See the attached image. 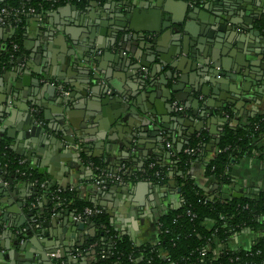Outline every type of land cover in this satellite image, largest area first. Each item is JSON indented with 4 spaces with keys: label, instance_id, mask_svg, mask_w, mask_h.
I'll use <instances>...</instances> for the list:
<instances>
[{
    "label": "crops",
    "instance_id": "obj_1",
    "mask_svg": "<svg viewBox=\"0 0 264 264\" xmlns=\"http://www.w3.org/2000/svg\"><path fill=\"white\" fill-rule=\"evenodd\" d=\"M201 1L203 4L192 7L186 0H124L121 5H95L84 12L75 11L67 3L53 10L27 14L21 62L16 60L0 74V141L48 177L50 183L73 188L80 200L100 206L112 228L137 245L155 244L160 235V217L181 204L176 177L182 174L172 168L173 153L166 144L168 139L176 147L188 142L194 133L184 123H191L190 118L200 124V131L194 132H205L209 141L183 176L191 179L203 196L221 192L225 197H242L264 190V150L261 157L255 153L232 164L227 186L219 188L217 180L205 174V161L216 149L209 142L219 136L223 125L231 122L244 126L264 112V68L254 65L246 76L237 73L233 87L226 77L223 79L227 83L215 84L207 80L205 73L198 74L210 64L208 53L221 67H236L238 59L243 69L253 61L251 55L260 54L256 53L260 40L250 32L247 20L253 19L256 30L254 19L264 12V0H240L243 5H236L237 0ZM229 9L233 12L231 20L239 23H228L223 33L213 19L217 14H228ZM256 11L259 13L254 18ZM117 26L125 32H110ZM12 28L0 21V51L11 39ZM102 29L104 33L100 34ZM210 29L212 35L205 36ZM123 34L137 38L120 40ZM118 44L126 45V50L121 51ZM97 57L99 61H95ZM93 74L101 78L98 84L92 81ZM141 78H145V84L140 82ZM178 79L182 83L176 82ZM83 80L90 82L86 92L79 93L73 85L79 87ZM61 83L63 89H56ZM104 88L118 97V91L128 95V99L122 96L127 101L126 110L120 108L118 112L111 102L103 103L107 95ZM67 95H72L71 99L62 101ZM135 102L141 112L136 106L138 117H127ZM153 110L163 114L164 126L156 131L149 127L141 135L140 123ZM204 110L212 111V115L202 117ZM32 116L41 118L37 120L45 128L42 139L24 136ZM63 126L68 127L69 133H63ZM211 130L218 135L211 134ZM152 132L157 135L152 136ZM67 133L74 145L62 139ZM162 135L169 136L167 142H160ZM258 146L264 149V140ZM81 153L99 158L111 173L128 164L140 173L147 161L155 160L169 170L168 182L156 184L135 178L133 182L98 188L93 182L92 167ZM3 174L14 183L11 190L3 189L7 195L0 193V264H46L41 253L45 258L52 253L47 254L45 248L59 253L62 249L65 253L61 263L53 259L47 264H92L90 251L83 248L90 237L85 236L87 232L74 230L70 223L64 232V210L50 208L46 199L31 202L32 185L24 188L19 185L21 180ZM21 218L25 224L15 228ZM50 219L54 220L52 227ZM38 222L42 226L36 231L43 229L49 233L34 234L38 246L20 248L12 235L24 233L25 226ZM82 236L84 243L77 247ZM253 238L250 232L233 234L228 247L248 249ZM220 248L218 243L215 251Z\"/></svg>",
    "mask_w": 264,
    "mask_h": 264
},
{
    "label": "trees",
    "instance_id": "obj_2",
    "mask_svg": "<svg viewBox=\"0 0 264 264\" xmlns=\"http://www.w3.org/2000/svg\"><path fill=\"white\" fill-rule=\"evenodd\" d=\"M123 1L0 0V10L8 11L4 16L5 23L14 29L11 39L0 51V74L22 55L27 14L53 10L67 3L84 12L95 5H121ZM187 1L195 6L203 4L201 0ZM30 10L34 11L29 12ZM15 12L17 14H14ZM16 18L20 19L17 23L13 22ZM254 28L264 36V12L254 20ZM92 81L95 82L93 79ZM37 118L41 121L39 116ZM262 140L264 112L253 117L244 126H235L231 122L224 124L219 136L209 142L215 145L216 149L215 154L205 161V174L213 176L219 188L229 185L230 166L244 157L260 154L264 150L258 146ZM207 141L209 138L203 131L194 133L186 144L178 147L168 139L173 153L172 168L182 174L176 177L181 204L167 210L160 217L158 221L160 235L155 244L137 245L128 236L116 232L100 206L80 200L73 188L50 183L43 173L16 156L5 141H0V168L7 176L13 175L32 185L31 202L46 199L50 208H54L55 202L61 201L63 205L55 208V211L69 209L73 213H81L85 208L93 207L100 210L99 214L86 218L95 229V235L89 237L83 247L90 251L92 264H264V190L255 195L242 197H225L221 192L216 196L205 197L191 179L183 176ZM186 150L191 152L188 153ZM82 158L92 167L93 178L100 173L117 172L116 169L112 173L111 170H107L99 158H89L83 154ZM126 168L127 171L121 174L124 182H133L135 178L147 179L156 184L168 182L169 170L155 160L147 161L140 173L133 170L129 164ZM115 184L118 183L106 180L103 185L109 188ZM206 221H210L211 226L206 225ZM33 226L32 228L38 230L42 225L38 222ZM240 232H250L253 235L250 247L230 249L228 247L230 237ZM218 243L221 248L215 251Z\"/></svg>",
    "mask_w": 264,
    "mask_h": 264
},
{
    "label": "water",
    "instance_id": "obj_3",
    "mask_svg": "<svg viewBox=\"0 0 264 264\" xmlns=\"http://www.w3.org/2000/svg\"><path fill=\"white\" fill-rule=\"evenodd\" d=\"M238 2L237 3H235L236 5L237 4H240L241 3V1L240 0H237ZM186 4L187 5H190V6H192V7H195V5L192 3H190V2H188V1H186ZM242 4V3H241ZM243 5V4H242ZM72 8L75 10V11H77V9H76V7L75 6H72ZM233 8L235 9V7L233 6ZM237 9V8H236ZM224 12H227V11H224ZM229 13L228 14H223V15H218L217 14V18H214L213 19V22L215 21V23H217L218 25H219V27H218V30H220L221 32H226V28H227V25H228V23H230V24H232V25H236V24H238L239 23V21H237V20H231V18H230V15L233 13V12H231V9H229V11H228ZM36 13H38V11H36ZM119 16H121L120 14H119ZM257 18V17H256ZM255 18V19H256ZM254 19V20H255ZM248 21V23H247V27L250 29V32L252 33V34H254L255 36H257L258 38H259V40H260V43H258V46L257 47H259V50H257V52L256 53H260L259 55H251L252 57H251V59L253 60V61H249V63H248V66L247 65H245V66H247L245 69H243L244 68V66L243 67H240L241 66V64L242 63H240L239 61H238V59H236V67L234 66L233 68H226V66H224V64H223V66L221 67L220 66V64H217L215 61H214V59L212 58V55H211V53H208V56H209V62H210V64H208L209 66L208 67H205V68H203V70L201 71V72H198V74H203V73H205L206 74V76L208 77L207 78V80L208 81H210V82H212V83H215V84H217V83H227V81L225 80V79H223L224 77H226V78H228V80L230 81V82H228L229 84H230V86L231 87H233L234 86V84H235V81H236V78H237V73H238V75L240 74V75H244V76H246V73L247 72H251L252 71V67L254 66V65H256V66H259V67H261V68H264V36H261L260 35V32L259 31H257V30H254L253 29V19H248L247 20ZM107 25V24H106ZM117 25H119V24H117ZM242 26V25H241ZM244 27V26H243ZM230 30L231 29H233L234 30V28H229ZM12 30V32H14V29L12 28L11 29ZM112 31H110V32H112L114 35L115 34H118L119 32H125V29L123 28L122 29V27L120 26V27H113L112 29H111ZM210 31H212V29H210V30H208L207 31V33L205 34V36H211L212 35V33L210 32ZM104 33V29H102V30H100V34H103ZM221 35V34H220ZM223 36V35H222ZM137 37L136 36H134V35H125L124 36V34H123V36H122V38H121V36H120V40L121 39H123L124 41H127V40H134V39H136ZM111 40H113V39H111ZM135 44V43H134ZM100 45V44H99ZM120 44H118V46H119ZM141 46V45H140ZM122 50L121 51H123L124 52V50H126V45H120L119 46ZM262 50V51H261ZM122 52V53H123ZM261 52H262V54H261ZM255 58V59H254ZM99 57H97L96 59H95V61L96 60H98L99 61ZM121 60L122 59H124V58H120ZM84 60V59H83ZM261 60V61H260ZM75 61H77V60H74V62ZM258 61H260L259 62V64H258ZM17 62H21V57H19V58H17ZM201 62H204V61H201ZM209 62H207V63H209ZM205 63V62H204ZM143 65H145V64H143ZM230 65V64H229ZM146 66V65H145ZM230 67V66H229ZM221 69V70H220ZM229 70V71H228ZM97 72V71H96ZM169 75V74H168ZM93 80L95 81V83H99L100 82V79L101 78H99V76L98 75H94L93 74ZM221 77H222V79H221ZM45 80H47V78H45ZM178 81V83L179 82H181L182 83V80L181 79H178V80H176V82ZM90 81L89 80H83V85H80L79 87H77L76 86V84H74L73 85V87H74V89H75V91H78L79 93H84V92H86V89H87V85H88V83H89ZM140 82L141 83H143V84H145V78H141V80H140ZM81 88V89H80ZM56 89H63V83H61V85L58 87V88H56ZM173 89H175V86L173 87ZM94 90V89H93ZM104 91H105V94H107L106 96H105V98H104V100L102 101L103 103H108V101L109 102H111V105L112 106H115L116 107V110L119 112L120 111V108H121V111L123 110H126V108L128 107V105H127V101L125 100V101H123V97L125 98V99H128L127 97H128V95H126V94H124L123 95V92L121 93V92H119L118 91V94L120 95L119 97L118 96H116L115 95V92H113V91H110V92H107V88H104ZM95 92V91H94ZM123 96V97H122ZM139 96V95H138ZM136 97V99H139V97ZM71 97H72V95H67V96H63L62 97V101H63V99H66V100H68V99H71ZM177 98V97H176ZM170 99V98H169ZM95 100H98V99H95ZM100 100V99H99ZM136 106H138V102H135V103H132V107L131 108H129L128 110H129V112H128V115H127V117H129V116H135V117H138L136 114H137V112L135 111V108H136ZM140 106V105H139ZM138 106V107H139ZM154 106H156V104L154 105ZM205 107H207V106H205ZM139 109H140V107H139ZM175 110H177V108L175 109ZM174 110V111H175ZM140 112H141V109H140ZM145 113H148L147 111H145ZM206 115H212V111H210V110H204V112H203V115H202V117H205ZM163 114L162 113H156L154 110H153V113L151 112V115L150 116H147L144 120H143V122L142 123H140V128H139V133H141V135L143 134L142 132H145V131H149L148 130V128L149 127H153L154 128V130L156 131L157 130V127H161L162 125L164 126V124L162 123V121H163ZM190 120H192V122L190 123V122H185L184 124L186 125V126H190V130H189V132H193V133H195V132H198V131H200V124L198 125L197 123L195 124L194 123V121H193V119L192 118H190ZM212 120V119H211ZM30 121V123H29V125H28V128L25 130V132H24V136L25 137H36V138H39V139H42V138H44L45 137V128L42 126V125H40V124H38V120H37V116L35 117V116H32V118L29 120ZM222 121H226V119L225 118H223L222 119ZM195 125H194V124ZM153 125V126H152ZM162 126V127H163ZM193 126V128L191 129V127ZM62 131H63V133H66V132H68L69 133V129H68V127L67 126H63V128L61 129ZM195 131V132H194ZM65 134L64 136H63V140L64 141H66V142H68V143H71L72 145H74V140H71L70 138H68V137H70L69 136V134ZM192 133V134H193ZM210 133L211 134H217V132L216 131H210ZM151 134V133H150ZM152 136H155V135H157L156 134V132H152V134H151ZM218 135V134H217ZM134 136V135H133ZM167 137H169L168 135L167 136H160L159 137V139H160V142H162V143H164V141H165V138H167ZM171 137V136H170ZM172 138V137H171ZM173 139V141H175L174 140V138H172ZM55 141V140H54ZM127 145V144H126ZM59 147H62V148H60L61 150L63 149V151L65 150L64 149V147L61 145H59ZM128 147H130V146H128ZM66 151H68V152H70L71 150L70 149H66ZM127 154V153H126ZM126 154L123 156V157H125L126 156ZM3 170L0 168V180H1V182H0V193H5V192H3V189H6V190H11V188H10V185L11 184H13L14 183V181L12 180V179H7L6 178V176L3 174ZM6 174V173H5ZM13 177V176H12ZM13 178H16L15 176L13 177ZM4 183H7L6 184V186L4 185ZM19 185L20 186H23L24 188L26 187V185H27V183L26 182H19ZM29 185V184H28ZM97 187V186H96ZM11 194H14L13 192H11ZM5 195H7L6 193H5ZM238 197V196H237ZM63 214H65L66 216H65V218H64V220H63V225H64V227H63V231L65 232L66 231V229H67V225L70 223V224H73V229L74 230H81L82 232L83 231H85V232H87V233H85V236H90V237H92V236H94L95 235V229H94V226H93V224L92 223H90V222H77V221H75L74 219H73V212H71L69 209H65L64 211H63ZM28 221H30V219H32V217H30V214H28ZM24 223V218H21L20 219V222H18V224H15V228H20L22 225L21 224H23ZM25 224V223H24ZM54 225V220L53 219H50V221H49V226H53ZM32 227H34L33 225H31L30 227L29 226H25L24 227V233L22 232V231H19L18 232V234L17 235H12V236H14L15 237V239H17V243L20 245V248H22V247H25V248H27L28 249V247H29V245H34V246H38V242H37V240H36V237L38 236V234L39 235H47L49 232L48 231H46L45 232V230H40V232L38 233L34 228H32ZM33 229V230H32ZM45 233V234H44ZM34 234H36V235H34ZM28 238V241H25L24 242V240L21 242V240L23 239V238H26V237ZM31 237V239H30V237ZM27 240V239H26ZM84 240H85V238H84V236H82V237H80L79 238V243L76 245L77 247H80L83 243H84ZM45 252L47 253V254H49V253H53V252H55L56 253V250H50V249H48V248H45ZM57 253H59V252H57ZM60 256H61V258H62V256H64L65 255V253L62 251V249H60ZM41 257H42V259H43V261L45 260V263L47 264V263H50L54 258H52V257H49V258H45L44 257V254L43 253H41ZM75 261H76V259H75Z\"/></svg>",
    "mask_w": 264,
    "mask_h": 264
},
{
    "label": "built area",
    "instance_id": "obj_4",
    "mask_svg": "<svg viewBox=\"0 0 264 264\" xmlns=\"http://www.w3.org/2000/svg\"><path fill=\"white\" fill-rule=\"evenodd\" d=\"M187 1V0H186ZM189 2V1H188ZM34 10H30L29 12H33ZM8 14V11L5 10V9H1L0 10V21L2 23H5V19H4V16ZM14 14H17V12H15ZM20 19L16 18L14 19L13 22H19ZM42 122H40L39 124H41ZM166 147L168 149L171 148L170 144L167 143L166 144ZM188 153L191 152V151H188L186 150ZM24 161V160H23ZM21 161V162H23ZM25 162V161H24ZM127 171V169L125 167H121L120 169L117 170V173L115 174H110V173H100L99 175H97L96 178H94L93 182L94 184L98 187V188H105V186L103 185L104 182L106 180H109V182H115V183H118V184H123L125 183L121 177V174H124L125 172ZM63 205V203L61 201H56L55 202V205H54V208H60L61 206ZM100 213V210L98 208H85L81 213H74L73 214V219L77 222H88L87 221V217H90V216H95L97 214ZM51 257L54 258L55 260L57 261H60V263L63 261L60 254L59 253H52L51 254Z\"/></svg>",
    "mask_w": 264,
    "mask_h": 264
},
{
    "label": "flooded vegetation",
    "instance_id": "obj_5",
    "mask_svg": "<svg viewBox=\"0 0 264 264\" xmlns=\"http://www.w3.org/2000/svg\"><path fill=\"white\" fill-rule=\"evenodd\" d=\"M259 13V11L257 12H255L254 14H253V16H254V18L256 17V15ZM41 124H43V123H41ZM43 126V125H42ZM13 176V175H12ZM14 177V176H13Z\"/></svg>",
    "mask_w": 264,
    "mask_h": 264
}]
</instances>
